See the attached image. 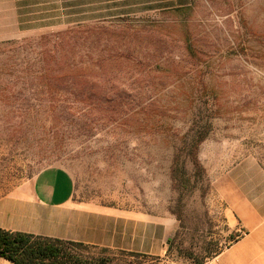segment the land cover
<instances>
[{"label": "rangeland", "instance_id": "obj_1", "mask_svg": "<svg viewBox=\"0 0 264 264\" xmlns=\"http://www.w3.org/2000/svg\"><path fill=\"white\" fill-rule=\"evenodd\" d=\"M18 4L26 28L0 35V197L59 167L78 202L171 227L158 257L82 256L210 264L240 227L226 174L264 168V0Z\"/></svg>", "mask_w": 264, "mask_h": 264}, {"label": "crops", "instance_id": "obj_2", "mask_svg": "<svg viewBox=\"0 0 264 264\" xmlns=\"http://www.w3.org/2000/svg\"><path fill=\"white\" fill-rule=\"evenodd\" d=\"M18 2L0 0V35L12 36L26 28L25 10ZM31 26L28 20L27 27ZM223 185L229 191L225 209L246 235L204 258H210V264H264V168L254 159L242 161L226 174ZM75 194L69 172L42 169L0 197V229L138 257H158L167 250L170 225L142 214L78 202ZM2 262L10 263L0 258Z\"/></svg>", "mask_w": 264, "mask_h": 264}, {"label": "trees", "instance_id": "obj_3", "mask_svg": "<svg viewBox=\"0 0 264 264\" xmlns=\"http://www.w3.org/2000/svg\"><path fill=\"white\" fill-rule=\"evenodd\" d=\"M202 139L198 138L194 146H190L196 167L198 161L195 146ZM180 182V186L186 188L188 180L182 178ZM85 247L88 246L0 229V258L11 264H110L106 259L82 256L79 251Z\"/></svg>", "mask_w": 264, "mask_h": 264}, {"label": "built area", "instance_id": "obj_4", "mask_svg": "<svg viewBox=\"0 0 264 264\" xmlns=\"http://www.w3.org/2000/svg\"><path fill=\"white\" fill-rule=\"evenodd\" d=\"M245 235H246V232L241 227H239L235 231L233 239H231V241H229L228 243H231L234 240H238L239 238L244 237Z\"/></svg>", "mask_w": 264, "mask_h": 264}, {"label": "bare ground", "instance_id": "obj_5", "mask_svg": "<svg viewBox=\"0 0 264 264\" xmlns=\"http://www.w3.org/2000/svg\"><path fill=\"white\" fill-rule=\"evenodd\" d=\"M1 264H10V263H7V262H2Z\"/></svg>", "mask_w": 264, "mask_h": 264}]
</instances>
